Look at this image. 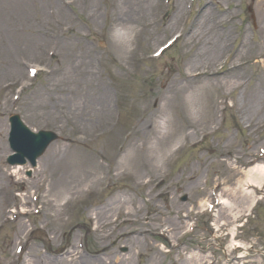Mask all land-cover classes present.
Returning <instances> with one entry per match:
<instances>
[{"label":"rangeland","instance_id":"obj_1","mask_svg":"<svg viewBox=\"0 0 264 264\" xmlns=\"http://www.w3.org/2000/svg\"><path fill=\"white\" fill-rule=\"evenodd\" d=\"M117 1L76 2L73 6L67 5L66 9L69 24H74L79 31L78 34L82 33V38L90 42L86 45L80 38L78 44L86 45L102 59L105 65L104 70L100 66L103 82L112 94L116 91L119 97V100L115 101L116 107L114 105V121L116 120L117 123L107 124V127L101 124H91L94 132L102 139L94 143L96 139L81 142L80 138L86 135L76 132L75 124L72 123L70 117L84 113L83 117L88 116L89 113L81 104L82 101H70L65 95L59 97L58 101L51 99L55 93L53 88L56 84L64 85L66 77L70 74V71L67 74V67H71L73 53L68 51L61 56V59L58 57L51 59L48 54L42 55L39 50H33L31 41L27 42L30 35L32 39V32L19 31L6 23L1 13H8V15L10 13L1 7L4 6L6 0H0V81L4 80L0 82V146H2L0 155L3 154L4 164V167H1L3 170L8 168L9 171L12 170L5 162L6 156L10 154L7 144L6 115L8 113H19L33 129H51L58 134V139L51 143L39 158L36 168L31 169L30 172L28 165L16 169L17 176L25 181L24 187L19 188L18 184L10 183V180L5 179L8 188L11 184L13 189L11 193L14 197L6 199L5 193L0 191V216L11 218L10 210L12 208L18 210L22 206L21 197L18 195L32 193V185L43 191L34 201L28 196L25 206L31 209V206L40 208L42 205L43 210L36 214L30 213L24 218V221H28L31 226L19 241L20 243L26 239L28 244V250L21 256L12 251L15 246L14 240L20 234L16 233L25 228V223L16 224L15 219L13 222L9 221L8 225L0 227V264H29L31 261L33 263L35 251L37 254L49 256L58 252L59 244L62 246L67 242L73 243L74 246L75 241L80 242L81 246L86 247L87 250L98 249L95 243L96 236L91 232H94L93 230L98 228L97 225L101 224L91 229L92 226L86 220V209L88 207L95 209L105 202L104 200L123 196L122 194L129 196L126 198L127 201L133 200L136 203L127 202L123 208L132 210L133 205L139 207L135 218L147 224L141 227L140 237H143L144 243L149 246L144 247V250L138 245L131 249L129 244L123 243L125 238L131 236V233H127L129 229L121 228L123 225L117 226L119 220L110 221L108 223L110 224L108 226L110 239L107 241V246L106 242L104 243L103 248V252L107 253V258L120 259L121 256H128L133 263L135 252H143L141 258L138 259L141 264H181V261L191 254L195 255V259L206 257L203 264H211L212 261L213 264H233L234 262L235 264H264V196L250 211L245 203L246 200H241L242 194H240L243 190L242 185L246 181L242 168L259 162L261 158L259 150L264 146V63H262L264 49L259 55L256 54L259 50L258 46L260 48L264 44V0H212L211 6L214 10L225 12L220 23L228 26L231 37L227 53L225 52V56L215 65L216 70L220 69L223 72L218 80V88H211L210 91L205 90L203 94H200L197 88L209 84V79L211 80L210 76L202 75L190 85L188 93L191 92L192 97L182 101L174 97L172 100L171 96L170 100L174 102L175 107L168 108L167 111L160 110L161 106H166V97L158 105L159 109H156L155 98L158 93L164 90L166 84L171 85L172 88L177 86L173 83L177 74L185 75L189 67L201 69V63H189L190 59L194 58L195 51L190 45L184 46L182 42L187 40L189 33H192L195 26L191 24L206 0H196L191 10L188 9L190 0H170L168 6H164V0H122V6L121 4L119 6ZM147 1L152 5L149 12L144 7ZM184 2L187 11L185 10L186 13L184 12L183 15L187 14L188 18L181 23L183 16L180 21L174 23V10L177 4L182 6ZM162 13L165 16L160 19ZM110 14H114L116 18L121 16L125 26L132 28L129 36L131 44L129 48L134 49L135 47L132 55L135 60L132 66L128 64L131 56L126 63L119 59L120 56L118 57L114 51L117 34L121 28L111 20ZM154 18L156 23L145 27L143 22L150 19L154 21ZM176 24L180 26L178 30L191 27L182 40L179 39L159 57L151 58L149 55L154 54L158 46L171 35L179 33L178 30L170 32L176 28ZM212 26L213 23L211 28ZM244 35L247 36V44L252 48L246 55L235 57L233 60L235 55L231 57V53L241 44ZM123 48L128 50L127 45ZM18 55L21 56L18 57ZM74 56L78 61L77 53ZM58 65L65 67L63 73L62 71L52 73L51 68L57 67L56 71L60 70ZM123 65L131 69L124 72ZM233 65H236L237 69L233 68ZM29 67L40 68L35 78L29 77ZM48 68L49 73H47ZM92 68L96 69L94 61ZM229 77L234 81L231 89L223 85ZM9 83L12 84L6 86ZM23 87L25 90L19 97ZM252 93L256 95L257 102L251 104L244 97L253 95ZM13 96L19 99L13 105H9L8 102L13 99ZM147 99L150 100L147 101ZM199 104L203 105L201 112L196 116L193 113L187 114L200 108ZM225 104L226 109L220 110V107ZM245 108H247L246 112ZM152 112L153 121H149L146 126L148 125L147 129L150 128L153 131L145 137L144 142H149L151 147L154 145V148L159 149L161 143H158L157 137L153 136L156 132L154 128L162 130L166 118L169 120L167 129L169 136H177L178 140L170 149L168 161L159 170L158 176L165 178L164 184L174 179L177 185L172 184L170 187H165L160 198L154 193L159 188L153 182L145 186L140 184L134 186L131 177L105 178L101 182L103 164L107 168L112 167L113 163L117 166V161H119L118 167L133 173L129 163L124 164L125 158L120 157L123 152V143H125L121 137L130 131L137 120L145 118ZM75 116L73 119L76 118ZM189 116L193 117L192 125L188 121ZM198 118L201 120V129H196L194 123ZM199 130L202 132L197 135ZM186 132L188 134L185 140L180 139ZM193 136L195 138L190 141ZM70 143L72 145L76 143V152L79 156L89 157L98 163V167H94L95 173L98 174L85 178L76 189L81 191L95 177V182L90 184V190H97L96 193L93 191L90 196L77 204L71 205L69 200L62 199L54 205L52 200L55 189L53 178L43 164H47L46 159L49 158L51 151L58 146L63 147L64 144ZM189 167L190 171H184ZM109 172L111 175L112 170L110 169ZM85 174H80L79 180H82ZM45 177L47 181L42 182ZM48 180L50 190L46 191ZM98 180L99 185L96 188L95 183ZM244 189L251 191L252 187L244 185ZM44 191L45 194H43ZM218 195L226 200L229 211L221 205H215ZM184 197L186 199H183ZM69 198L70 195H68ZM200 200L212 202L214 209L206 208L202 211L198 206ZM115 214L118 213L112 212L104 217L98 216L95 220L106 221ZM177 216L179 222L176 220ZM174 219L179 227L175 231L176 234H172L169 239L160 228L170 224V220ZM46 221H49L46 228L39 229L41 226L45 227L44 222ZM113 224L114 226H111ZM234 224L239 225L236 230L233 228ZM16 228L18 230L14 233ZM30 228L31 230L36 228L38 234L33 233L29 236L30 233L28 234L27 231ZM190 229L191 232L188 231ZM231 230L235 233L234 240L247 248L242 258L233 259L236 252L227 251L232 240ZM184 232L187 233L184 234ZM55 235L58 236L55 243L51 240L46 243L48 238ZM155 249L158 253L153 256Z\"/></svg>","mask_w":264,"mask_h":264},{"label":"bare ground","instance_id":"obj_2","mask_svg":"<svg viewBox=\"0 0 264 264\" xmlns=\"http://www.w3.org/2000/svg\"><path fill=\"white\" fill-rule=\"evenodd\" d=\"M83 1L90 2V0H79L77 2ZM117 2L119 6L120 4L122 6V0H118ZM157 2L158 1H156V3ZM211 5L212 0H206L205 5L197 11L195 19L191 24V26L194 25L195 27L192 33H189L187 35V40L185 42H182L184 46L190 45V47L194 48V58H191L189 63L199 62L201 63V69H196V67L193 69L189 67V70H187L185 75L182 76L177 74V78H175V80L173 81V83H176L175 85L177 86L172 88L171 85L166 84L163 88L164 90H161L158 93L157 97L155 98V101L157 102L156 109H159L158 105L162 103L165 97L167 99V101L165 102L167 107L165 105L161 106V111H167L168 108L172 109L175 107L174 102L170 100L171 96L172 100H174V98H177L185 101L186 98H191V92L188 93L189 89L191 88L190 85H192L194 80L198 79L202 75L210 76L211 80L209 79V84H204L200 88H197V90H200V94H203L205 90L207 92L210 91L211 88H218V80H220V77H222L223 72L220 69L216 70L215 65L218 64V62L225 56L224 53H227V48L228 45H230L229 43L231 42V37L228 26H225L224 23H220L223 19V15H225V12L216 11L212 8ZM151 6L152 5L149 4V1H147L144 5L145 10L149 12ZM1 7L10 13L9 15L8 13H1L3 18L6 20V23H9L10 26L15 27L19 31L29 30L32 32V39L30 35V39H28L27 42L31 41L33 50L43 51L48 45L49 47L54 48L56 52H58L61 56H64V54L68 53V51H70L71 54L73 53V62L71 64V67H67V74H69V71L70 74L66 77L64 85L61 86L59 84H56V87L53 88L55 93L51 96V99L58 101L60 99L59 97L65 95V97L70 101H82L81 104L89 113L88 116L83 117L85 113L83 115H74L76 117L75 119H73L74 116H70L72 118V123L75 124L76 132H80L81 134L86 135L80 138L81 142H86L94 138V128L92 127V125L101 124L102 126L107 127V124H112V122H109L110 118L112 117V95L109 88L104 84L103 79L99 77L96 69L92 68L93 61L96 58L95 53L87 46L77 45L78 49H76L72 41H64L65 38L62 39L61 34H58L65 30V27L63 25L65 24V19L67 17V13L62 8L60 0H6L4 6L2 5ZM184 7L185 4L183 3L182 6L177 4V9L173 14L174 23H177L178 20L180 21L184 16ZM148 12H146V14H148ZM110 16L111 20L113 22H116V26L121 28V30L117 34V41L114 45V51L118 57L120 56L119 59L124 60V62H128L129 57L134 53V49L129 48L131 45L129 36L132 28L125 26L121 16L118 18H116L114 14H110ZM154 22L155 18L154 21L150 19L148 21H144L143 23L145 24V27H150L154 25ZM212 23L213 26L211 28ZM177 26L178 24H176V27ZM191 26L182 29L184 31L181 38L186 36V32L190 29ZM69 39L75 41L74 37H69ZM125 45H127L129 51L123 48ZM251 48L252 47L247 44V36L244 35L242 37L241 44L233 53H231V57L235 55L232 59L234 60L235 57H240L243 54L246 55V53ZM258 49L259 50H257L256 52L257 55H259L260 52L264 49V44H262L260 48L258 46ZM24 50H26L25 47ZM76 53L78 55V61L74 56V54ZM58 59H61V57H59ZM262 63H264V60L262 61ZM235 66L236 65H233V68L237 69V67ZM64 69L65 67L60 66V70H58V72L62 71L63 73ZM231 77H229L228 79L226 78L225 82H223V85L226 87H230V89L234 84V81H232ZM59 93L62 94L59 95ZM252 94L253 95L244 97L251 104L257 102L256 95L254 93ZM149 100L150 99H147V101ZM202 106V104H199L200 108L193 110L194 112L190 111L187 114L193 113V115L196 116L197 113L201 112L200 109H202ZM246 109L247 108L244 109L245 112ZM189 119L190 120L188 121L192 125L193 117L189 116ZM95 120L99 121L95 122ZM149 121H153V112L149 113V115H147L145 118L137 120L130 131L125 134L124 137H122V141H124L125 143H123V152L120 157L125 158L124 164L129 163L130 169L133 171V173L118 167L119 161H117V166H115V164L113 163L111 167V170L113 172H117L118 175L131 177L134 181V186H139L138 184L145 186L150 182H155L157 185H159L162 181H164L163 177L158 176V172L162 168V166L166 165L169 158L168 153L170 152V149L172 148L174 143H176L178 140L177 136H169V132L167 131L169 120L166 118L163 127L161 128L162 130L156 127L154 128L156 132L153 134V136L157 137L158 143H161L159 145V149L154 148V145L151 147V145H149V142H144L145 137L152 133L151 131H153L150 128L147 129L148 125L146 126V124ZM194 123L196 129L202 128L201 120L199 118ZM201 132L202 130H199L197 132V135L201 134ZM187 134L188 133L186 132V134L183 135V137L180 139L185 140ZM194 138V136L190 138V141H192ZM100 140L102 139L98 137L96 138V141L94 143H97ZM0 147L2 148V146ZM99 150L101 151L102 149ZM46 160L47 167L45 164H42L44 168L49 171L51 177L53 178V186L55 189L52 200L54 205H56V203L62 199H65L66 201L69 200L74 203L79 197L87 195L88 190L91 186L90 184H93L95 182V177L90 180V184H88V180V185L84 186L87 187L86 189H82L80 191L76 189V187L79 185V183L84 182L85 178L87 179L88 177H92L93 175L98 174L95 173L96 169L94 168L98 167V163H95V161L91 160L89 157L86 158L79 156L76 152V143H73V145L71 143L64 144L63 147L58 146L53 151H51L49 158L47 157ZM190 170V167L184 169V171ZM106 172L107 168L105 164H103L102 174H105ZM82 173L87 174L83 175L82 180H79L78 176ZM102 174L100 175V178L102 177ZM246 174V183L256 185L264 183V164L254 165L246 171ZM5 176L6 172L3 171L0 166V189L6 188V186L3 184V178ZM18 180L21 181L20 178ZM171 181H174V179H172ZM98 182L99 180L95 183L96 186L99 184ZM246 183H243V185H245ZM49 186L50 181L48 180L46 191L50 190ZM42 191L43 189L39 188V192L41 193ZM144 193H146V191ZM241 193V200H246L245 203L247 204L248 209H250L255 201V197L251 194L250 191H245V189H243ZM43 194H45V191L43 192ZM68 195H70L69 199ZM122 195L123 196L106 200L103 205L96 207L95 209H91V207L87 206L88 208L86 209V215L88 217L91 215H95V217L97 218L98 216L104 217L112 212L121 213L122 218H126V220H129V222L124 223L123 227L121 228L129 229L127 233H131V236L125 238V242L123 243L129 244L131 249L136 248L137 245L139 247H142L143 240L142 237H140V234L142 232L141 227H144V225L146 226L147 224L141 223L135 218V214H137L136 211H139V207L133 205L132 210L123 208L124 205L127 204V202H129V204L135 202L133 200L127 201L126 198L129 196L126 194ZM238 198H240V196ZM24 200L26 202V199ZM223 203L225 204V209L229 211L226 200L223 199L222 204ZM198 206L200 209H203L206 206V201L200 200ZM23 214L24 213H22L21 216H23ZM157 214L158 213H156V215ZM111 218H109V220ZM148 218H150V216ZM19 222L20 221L18 220L17 224ZM96 225L98 228H96V230H93L94 232L91 233L95 234L96 236L95 243L97 244L98 249L89 250L85 255L83 253L76 252L70 246L62 254L54 256L52 258H47L46 261L48 262V264H134L128 256H121L120 259L111 257L107 258V253L103 252V248L105 247V242L107 246V241L110 237L108 223H102L98 220L96 221ZM168 227H171L167 231L168 237L170 239L172 237V234H176L175 231L178 230L179 226L174 219L170 220V224H168ZM230 234L232 236V240L228 246L227 251L231 252V250H234L238 251L237 253L241 252V254L237 255L238 257L236 258H242V255L246 252V247H243L241 243L234 240L233 230L230 231ZM50 240L51 242L55 243L56 236H53ZM25 249L26 247L23 249V251ZM156 253H158V250H153V256H155ZM43 262L40 260L35 251L33 263L31 261V263L29 264H43ZM198 262L199 259H195V256L191 254L186 259H183L181 261V264H197ZM233 264H235V262Z\"/></svg>","mask_w":264,"mask_h":264}]
</instances>
